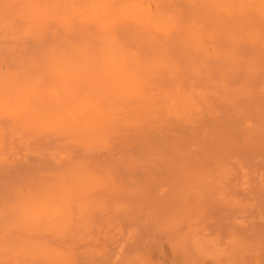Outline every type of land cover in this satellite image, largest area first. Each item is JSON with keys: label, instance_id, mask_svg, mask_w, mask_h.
Wrapping results in <instances>:
<instances>
[{"label": "bare ground", "instance_id": "bare-ground-1", "mask_svg": "<svg viewBox=\"0 0 264 264\" xmlns=\"http://www.w3.org/2000/svg\"><path fill=\"white\" fill-rule=\"evenodd\" d=\"M10 1L14 6L18 5L17 1L21 4L22 7L19 8L24 13L21 18L26 17L29 26L28 30L22 31L23 36H16L17 31L11 30L14 33L9 36L16 34L12 39L17 37L16 40L22 39L24 43L29 38L33 41L36 39L38 44L40 40L39 35L36 34L37 31H41L40 39L50 40V37H53L51 42L46 41L53 45L54 42L58 43H55L57 44L55 47L50 45L51 49L48 51L52 54L49 56L46 51L39 49L38 52L34 51L35 46L28 52L21 40L25 47L21 52L23 58L25 57L24 60H30H27L26 55L30 56L33 53L28 57L31 59L33 57L32 62L28 61L27 65L29 64V68L30 66L32 68V65L37 66L33 67L35 70L33 68L30 70L31 73L36 69L39 71L38 74L42 73L40 72L42 67L45 68L43 64L51 68L48 62L43 61L54 59V56H51L53 54L57 57L59 54L67 57V59L63 58V62L61 60L63 55L61 59L60 56L58 57L63 65L73 55L78 57L73 56V60L80 59L81 63L79 65L74 60L70 63L76 64L74 67L73 64L70 65L69 69L68 61V68L65 65L64 69H68L69 77L65 74V77L56 75L54 71L51 72L46 68L50 71V75L55 74H53L55 77L50 76L49 71L44 69L45 75L47 73L49 75L48 78L45 77L46 82L50 81L52 85L56 82L57 85V80L61 81L62 77L61 79H65L66 83L62 86L61 81L57 87L56 85L41 87L43 89L40 93L44 98L40 99L41 95L36 97H39L40 101L36 102V109L32 111L27 110V107L30 109L34 107L28 100V95L35 92L33 97L38 94L36 89L40 90L41 76L31 75L28 79L29 85L26 81V85L21 87L20 84L18 91L23 96L26 95L21 98L26 97L28 103L23 101L25 99L21 101L19 94L14 95L11 89H7L9 91L7 94L6 88H2L6 96L4 103L0 102L2 103L0 106L4 105L8 112L10 110L9 115L12 114L13 117V112L17 117V113L22 116L21 112H27L29 116L30 113L31 116L35 114L36 119H34L37 120L38 125H34L40 132H46L44 137L49 134V127L58 130V134L62 131L64 134H60L62 138L58 135L60 138L57 136L56 139L62 141L59 144L55 143L49 149L41 143L43 133L41 135L33 130L35 129L33 126V133L18 138V143L24 146V153L20 155L15 154L16 152L9 153L14 146L13 143H10V150L5 153L4 150L7 148L2 147L4 137H0V177L2 176L1 181L4 182L2 187L6 186L9 190L14 187L7 183L8 180L2 178L8 179V176L16 178L14 171L16 170V173L18 171L13 170L16 163H19V169H24V172L19 171L22 173L19 174L21 176L14 180L19 184L22 182L18 180L25 181L16 192L17 206L13 201L16 209L11 204L10 208L13 206V210H16L23 221L26 240H20L26 241L27 247L22 245L23 248L19 246L18 250L20 247L23 249L28 261L31 264H61L65 259L67 264H79L76 260L79 262L78 259L84 257L83 252L77 249L83 256L74 259L72 249L76 246L78 248L79 244L75 242L82 241L81 237L80 241L73 240L75 244L73 243L72 247L69 245L70 249L65 250L62 247L61 252L57 250L54 252L53 248L49 250L51 236L49 234H53V230L56 231L53 229L56 224L64 228L63 234L68 235L65 228L68 229L72 222L70 212L76 209L79 214L77 222L87 228V232L84 231L85 237L92 241L91 234L97 228L92 229L96 226H93L95 222L91 226L92 222L87 219L90 217L89 213L92 215L95 211L93 214L96 215L97 211V214L99 213L100 216L103 214V217L105 213L102 212L107 210L127 214L130 210L128 203L133 209L138 205L141 206L147 210V213H151L152 209L154 212L151 213L152 216L155 213L157 215L152 217L148 213L150 219H145V216L144 225H149L151 218L156 222L164 220L173 228L170 227L172 230L169 228L168 230H175L172 232L174 235L169 233V236L172 235V243L176 240V244H170L171 239L167 235L166 239L169 238L167 241L170 243L166 241V244L170 245H163L161 250L155 251L151 239L146 238L141 252L130 254L128 258L126 257L128 254H124L126 264H264V224L261 225L264 214L259 210L256 214L252 213L255 203L261 204L260 201L257 202L256 194L264 191L262 179L259 177L264 176V0H152L153 5L150 0H82L81 7L73 6L75 4L72 3L73 5H70L73 7L70 9H65L55 0H14L16 2L0 0V13L5 8L2 9V6ZM14 6L5 9L9 12ZM6 10L3 14H8ZM3 14L1 21L3 19L5 22ZM21 15L18 13L17 16ZM13 18L6 22L9 23L10 20L15 22ZM49 18H56L61 28L72 25V19L79 28L80 25H85L86 28L76 29L79 31V36L76 37L78 34L74 30L76 26H70L76 31L75 38L70 40L71 37H68L66 40L70 39L67 45H62L57 39L59 33L57 35L55 30L54 33L49 31L51 26ZM120 19H122L121 24L124 21V24L128 23L119 25ZM87 25L92 29L87 28ZM9 26L13 27V24ZM0 29V32L5 30L1 27ZM65 30L66 28L64 32L68 31ZM72 30L71 34H73ZM1 34L2 41L8 34ZM126 34L127 40L123 39ZM61 35L62 33L59 36ZM22 45L15 47L21 51ZM65 46H70L73 55L67 56L70 51H63ZM173 46H177L180 53L185 51L188 56L183 53L180 56L177 54V57L171 56L170 47ZM58 48L61 51H58ZM249 48L253 49V53L255 51V55H248ZM5 51L2 48L1 53L6 60L0 56V61L3 59L8 63L9 58L11 68L7 65V68H10L8 70L13 69L14 75L17 68L21 77L16 75V79H23V67L20 63L22 56H19L18 62L16 60L18 56L14 58L16 53L12 56L13 52ZM40 52L43 55H40ZM9 53H12L11 56ZM169 56L175 58L171 59ZM55 59L54 67L59 71L64 66L60 60H57L59 64L56 63ZM17 62L20 63L19 66L16 65ZM15 65L17 67L14 68ZM60 65L61 68H58ZM198 65L201 67L206 65L207 68L202 72V68L198 69ZM1 71L3 72V69ZM92 71L95 73L90 76ZM13 75L11 74L12 77ZM1 76L0 83L3 78L7 80L6 76H2V79ZM12 77L10 79L13 87H10L9 82L5 80L2 83L5 84L3 86L8 85L14 90L16 79ZM55 78L56 81L53 83ZM66 84L71 85L67 86L68 91L62 96V89ZM36 98L34 97L35 100ZM22 103H25L26 107ZM4 113L1 114L6 120L11 117L5 116ZM1 114L0 119L4 120ZM14 117L13 119L16 120ZM20 119L22 121V118ZM32 125L30 123L27 127L28 132H32ZM226 131L230 133L226 134ZM152 132L156 135L149 137ZM161 136L164 139L160 138ZM67 140L75 147L73 151L76 149L74 157L71 156L73 151L70 157L67 151L65 152L68 146L65 145V148L63 145ZM45 141L48 145L49 140ZM140 150H144L145 152H142L147 155L145 161L138 164L140 159L137 160V153L141 154ZM30 160L34 161L30 163ZM6 183L11 187L5 185ZM152 184H157V193ZM2 187L0 186L1 191ZM15 187L17 189V185ZM149 187L152 188L151 190L154 189L155 194L150 192ZM1 191V195L8 192V190L3 191L4 193ZM154 197L157 202H154L155 199L152 200ZM244 199L245 201L251 199L254 202L247 204ZM261 205L259 207L264 210ZM247 206H250L251 214H242L245 213ZM163 208L167 209L166 213L168 212L169 215L164 211L162 213ZM3 209L5 210L4 206ZM154 209H157L156 212ZM13 210L8 211L12 213ZM158 210H161V213L158 214ZM263 210L261 212L264 213ZM0 211V219L6 223L5 217L2 218V209ZM85 213L88 214L84 216L86 220H83L84 218L81 217L83 214L86 215ZM232 214L233 216L230 217ZM14 215L12 218L8 216L13 223ZM240 217L242 219H238ZM18 224L15 222L13 225ZM70 226L71 229L77 227L73 223ZM207 228L211 231L206 232ZM91 230L94 231L91 233ZM74 234L76 237V232L72 233ZM137 235L138 233L133 235L131 233L128 242L134 245L141 236ZM61 236L63 235L59 236L62 239ZM60 238L56 237V239ZM2 241L1 239L0 243ZM86 250L88 251V247ZM124 250L122 254L120 250L118 251L121 256ZM1 252L0 255L3 253L5 255V250ZM14 253L13 255L16 256Z\"/></svg>", "mask_w": 264, "mask_h": 264}, {"label": "rangeland", "instance_id": "rangeland-1", "mask_svg": "<svg viewBox=\"0 0 264 264\" xmlns=\"http://www.w3.org/2000/svg\"><path fill=\"white\" fill-rule=\"evenodd\" d=\"M14 1V0H13ZM55 1H58V2H60L61 4H62V6L65 8V9H70L71 7H73V6H82V4H83V1L81 0V1H78L77 2V0H72L73 2H71L70 0L68 1V0H55ZM151 1V3H152V5H153V2H152V0H150ZM14 2H16V1H14ZM17 3H18V5L16 4L15 6L14 5H11L12 4V1H10L9 3H6V4H4V6H2V9L5 7V8H7V9H9V6H14V8H11L12 10H10L9 12H10V14H9V12H7V10L4 8L3 9V11L0 13V27L1 28H4L5 30H2V32H0V36L2 35L1 33H3V34H8V35H6L7 37H10V39H8L7 37H6V39H3L2 41L0 40V56L1 57H3V58H5V56H4V54L2 55V53H1V50H2V48H3V51H7V50H9V51H11V52H13V54H12V56L16 53V55H14V58H15V56H18L17 57V61H18V59L21 57V61H23V63L20 61V63H21V67H23V79H21L20 78V80L18 79V81H20V82H22V83H20V82H18L17 81V79H16V75L17 76H19L18 75V71H19V73H20V70H18L17 68H16V71H15V73H14V75H13V69H11V71L10 70H8V69H10L11 67V65H10V59L8 58L7 59V61L9 60V62L8 63H6L3 59V61L1 60L0 62H1V68L3 69V72L1 71V75L2 76H6L7 77V80L5 79V78H3L1 75V79L3 78L5 81H7V82H9V86L10 87H13V85H12V80L10 79L12 76H11V74L13 75V79H16V83L13 81V83H15L14 84V90L12 89V88H9V86L7 85V86H3V84L4 83H2L3 81H1V83H0V102L2 101H5V96H6V92H7V94H9V91L7 90V89H11L12 91H14L13 93H14V95H18L20 98L21 97H24V96H26V95H22V94H20V92L18 91V89L20 88V84H22L21 85V87L23 86V85H26V83H27V85H29V82L30 81H28V79H29V77L31 76V75H34V77L36 76V75H39V76H41V78L40 79H42L41 81H40V83H39V86H40V90L38 91V89H36L37 91L36 92H38V94L36 95V96H33L32 97V95H35L36 93L34 92V94H30V95H28V100H30L31 101V104L32 105H34V107H32L31 109H30V107H27L28 109L27 110H33L34 108H35V104H37L39 101H40V99H42V98H44V96H42L43 94H41L40 92H41V90L44 88V87H46V86H49V85H51V87H54L55 85H56V78L55 79H53V83L55 84V85H52L51 84V82L49 83V82H46L47 80V76H49L50 75V71L49 70H51V72H53L54 71V73L56 74V75H61L62 77H65L66 75H67V73H68V69H64L65 68V65H66V68H68V66H67V63H68V61H69V63L70 62H74V60H76V58L73 60V58L74 57H77V56H75V55H73L72 53H74L73 52V50L70 48V46H65L62 50L63 51H70V53H67V56H68V54H69V56H71V54L74 56H72V58L71 57H69V60H67V62L65 63V65H63V60L64 59H67V57L65 58L64 57V55L63 54H59V56H60V59H61V55H63V57H62V62H61V60L57 57V55H51V56H54V59L57 57V59H55L56 60V63H58L59 64V62L57 61V60H60V63H62V65L64 66L63 68H61V65L60 66H58V68L60 67L61 69H59V71H57L58 69H56L55 70V67H54V63H53V60L54 59H51V60H49V61H43L44 63H47L48 62V65H51V68L49 67V68H47L45 65L46 64H43V66L45 67L44 69H49V70H47L46 69V71L49 73V75H48V73L45 75V73H44V69H43V67H42V71H40V72H42V73H40V74H38V72L39 71H37L38 69H36V71H33L32 73L30 72V70L33 68V67H37L36 65H32V63H31V65H32V68H31V66H30V68H29V64L27 65V63H28V61H29V63H30V61L33 59V57H32V59L31 58H28V57H31V55H33V53L32 52H34V51H37L38 49H39V51L41 50H43V51H46V54L47 55H49V54H52V53H49V49H51L50 48V45L52 44H50V42H51V40H53L52 38L53 37H50L51 39L49 40L48 38L47 39H40V37H41V31H37V34L36 35H39L38 36V39L40 40V42H42V43H40L39 41H37V43L38 44H36V39H34L35 41H33V39H30L29 38V40L28 41H26V43H24L25 41H23L22 39H20V40H16L17 39V37H16V39H12V37H15V35L16 36H20V35H22L23 36V34H24V32H22L23 30L24 31H26V30H28L27 28L29 27L28 26V21H26L27 19H25V18H21V17H23V15H24V13L20 10L21 8H19V7H22V6H20L21 4H19V2L17 1ZM72 3H74L75 5H73ZM70 4H72V5H70ZM6 5V6H5ZM0 6H1V4H0ZM1 8V7H0ZM19 8V11H21V12H19L17 9ZM5 10H6V12L8 13V14H3V13H5ZM15 10H17V11H15ZM151 10H154V9H151ZM15 11V12H14ZM11 12L13 13L14 12V14H16V16L18 15V13H20V15L21 16H17L18 17V19H17V17L14 15V14H11ZM2 14L5 16V18H4V21L5 22H3V19H2V21H1V18H3V17H1L2 16ZM16 18H15V17ZM15 18V22H13L14 20H10V22L8 23V22H6V21H8V19H10V18ZM13 18V19H14ZM19 18H20V20L22 21V22H19L20 20H19ZM25 19V20H24ZM55 19V20H54ZM18 20V21H17ZM54 21H56V22H54ZM119 21V25H126V23H128V22H126L125 24H124V22H123V24H121V21H122V19H120V20H118ZM117 21V22H118ZM26 22V23H25ZM8 23V24H7ZM49 23H50V25L51 26H49V31L50 32H53L54 33V30L57 32H55L57 35H58V33H59V35L62 33V35H61V37L58 35V37L57 36H55V37H57V39H58V42L60 41L61 43H62V45H67L66 43H67V41L70 39H68V40H66L68 37H71V39L70 40H72L73 39V37L75 38V34H76V31H77V33L79 32L78 30H76V29H78L79 28V25L78 24H76V21L74 20L73 21V19H72V22L71 23H73L72 25H69L68 27H66V26H64L65 28H66V30L65 31H67V32H69L68 33V36L66 35L67 34V32H64V29L65 28H61V27H59L58 26V24H57V20H56V18H49ZM48 23V24H49ZM55 23V24H54ZM13 24V27L12 26H9V25H12ZM52 24H54V25H52ZM8 25V26H7ZM27 27H26V26ZM56 25V26H55ZM70 26H76V28L74 29L73 27H71L70 28ZM85 25H83V26H81L80 25V30H85V28L86 27H84ZM121 26V27H122ZM116 27V26H115ZM56 28V29H55ZM81 28H83V29H81ZM87 28H91L89 25H87ZM14 29V30H13ZM39 29V28H38ZM72 29H74V30H76V31H73ZM89 29H87V30H89ZM92 29V28H91ZM1 30V29H0ZM11 30H13V31H17L16 32V34H14L13 36H9V35H12L14 32L12 31L11 32ZM35 30H37V29H35ZM40 30V29H39ZM53 30V31H52ZM70 30V31H69ZM71 30H72V32H73V34H71L70 32H71ZM4 31V32H3ZM61 31V32H60ZM84 32H86V33H88V31H84ZM91 32V31H90ZM40 33V34H39ZM75 33V34H74ZM79 36V33L77 34V36L76 37H78ZM63 37H65V39L63 38ZM122 37V36H121ZM125 37H127V34L125 35V36H123V39H126ZM13 40V43H12V40ZM55 39V38H54ZM57 39H55L56 41H57ZM122 39V40H123ZM128 39V38H127ZM126 39V40H127ZM4 40H6V41H4ZM11 40V41H10ZM23 41V43H24V45L26 46V49H27V51L28 50H30V49H32L34 46V48H33V50L34 51H32V52H30V53H32L30 56H27L26 55V58H27V60L28 59H30V60H28V61H25L24 60V58H23V54H21V52L23 51V50H25V47H24V45H22L23 43H22V41ZM46 40H49L50 42H47ZM49 43V44H48ZM55 43H57V42H54V45L52 44V47L54 46H57V44L55 45ZM46 44V45H45ZM10 45H11V47H10ZM20 45H22L21 46V51H20V49H18V48H16L17 46L18 47H20ZM29 45V46H28ZM44 47H42V46ZM60 45V47H63L61 44H59ZM16 46V47H15ZM5 48V49H4ZM6 48H8V49H6ZM10 48H11V50H10ZM22 48H24L23 50H22ZM171 49H170V53H171V56H176L177 57V54L180 56L181 55V53H183V54H186V56H188V54L187 53H185V51H183V52H181L180 53V50L178 49V47L177 46H173V47H170ZM18 49V50H17ZM18 52H17V51ZM58 51H61L59 48L57 49ZM85 50H87V49H85ZM179 50V51H178ZM250 50V51H249ZM253 49H248V55H255V51H254V53H253V51H252ZM255 50V49H254ZM5 51V52H6ZM20 51V52H19ZM31 51V50H30ZM51 51V50H50ZM57 51V52H58ZM68 51V52H69ZM88 51V50H87ZM90 51V50H89ZM29 52V51H28ZM38 52V51H37ZM52 52V51H51ZM56 52V51H55ZM54 52V53H55ZM86 52V51H85ZM250 52H251V54H250ZM257 52V51H256ZM4 53V52H3ZM7 53H8V51H7ZM17 53H18V55H17ZM19 53H20V55H19ZM26 53V52H25ZM24 53V54H25ZM58 53H63V52H58ZM57 53V54H58ZM90 53V52H89ZM253 53V54H252ZM259 53V52H258ZM257 53V54H258ZM10 54V53H9ZM11 54H10V56H11ZM36 54V53H35ZM39 53H37V55H38ZM44 54H45V52H44ZM45 54V55H46ZM192 54V53H191ZM197 54V53H196ZM262 54V53H261ZM5 55H6V53H5ZM28 55H29V53H28ZM40 55H43V54H41V52H40ZM86 55H88V52H87V54ZM217 55V54H216ZM260 55V53L258 54V56ZM9 56V55H8ZM20 56V57H19ZM50 56V55H49ZM56 56V57H55ZM171 56H169V57H171ZM195 56V55H194ZM37 57L38 56H36V58L35 59H37ZM39 57H42V56H39ZM11 58V57H10ZM13 58V57H12ZM11 58V59H12ZM42 58H44V57H42ZM53 58V57H52ZM64 58V59H63ZM71 58V59H70ZM78 58V57H77ZM175 58V57H174ZM173 57H171V59H174ZM1 59V58H0ZM39 59V58H38ZM5 60H6V58H5ZM15 60V61H16ZM44 60V59H43ZM13 61V60H12ZM18 61V62H19ZM33 61H36V60H33ZM39 61V60H38ZM40 61H42V59L40 60ZM17 62V66H19V64L20 63H18ZM32 62V61H31ZM55 62V61H54ZM65 62V61H64ZM75 62H77V64H81L80 63V59H79V61L78 60H76ZM11 63H13V62H11ZM34 63H37V62H34ZM33 63V64H34ZM68 63V64H69ZM4 64V65H3ZM38 64V63H37ZM73 64V63H72ZM72 64L70 63L69 64V69L71 68L70 67V65L72 66ZM74 64H76V63H74ZM74 64H73V66L72 67H74ZM200 64V63H199ZM7 65H8V67H10V68H7ZM10 65V66H9ZM14 66V68L15 67H17V66ZM47 65V66H48ZM201 65H203V64H201ZM42 66V65H41ZM78 66V65H77ZM39 67V66H38ZM52 67L54 68L53 70H52ZM200 67L201 66H199L198 65V69H200ZM203 67H205V68H203ZM203 67H201L202 69V72H204L205 70H206V65H204ZM34 69V68H33ZM39 69H40V67H39ZM65 71H64V70ZM6 70V71H5ZM15 70V69H14ZM25 70V71H24ZM35 70V69H34ZM41 70V69H40ZM8 71H10V73L8 72ZM58 73H56V72ZM9 73L8 75L6 74V75H3L4 73ZM25 72V73H24ZM17 73V74H16ZM54 73H51V75L52 76H54L55 74ZM95 73V71H92V72H90V76H92L93 74ZM21 74V73H20ZM44 74V75H43ZM54 74V75H53ZM64 74H65V76H64ZM9 75L11 76V77H9ZM50 75V76H51ZM206 75V74H205ZM38 76V77H39ZM61 76H59V78L61 77ZM19 77H21V76H19ZM45 77H47V78H45ZM55 77V76H54ZM61 77V78H62ZM67 77H69L68 75H67ZM66 77V78H67ZM8 78H9V80H11V81H9L8 80ZM51 77H49V79H50ZM60 78V80L62 81H58L57 80V85H56V87L57 86H59V82H61V84L60 85H65V83H66V80L65 79H61ZM52 79V78H51ZM22 80V81H21ZM25 81H26V83H25ZM68 81V80H67ZM88 81H89V79H88ZM64 82V83H63ZM6 83V82H5ZM5 85V84H4ZM69 85H71V84H69ZM69 85H67L66 84V90H65V87L62 89L63 90V95H62V90L60 91L61 92V95L62 96H64V95H66V93H67V91H68V88H67V86H69ZM38 86V87H39ZM4 87V89L6 88V92L4 93V91H3V88ZM41 87H43L42 89H41ZM61 87V86H60ZM61 89V88H60ZM65 90V91H64ZM3 91V92H2ZM40 96V99L38 100V98H36L37 96ZM17 96V97H18ZM15 97V96H14ZM34 97L36 98V100L34 99ZM2 98V99H1ZM15 99H17V98H15ZM19 99V98H18ZM17 99V100H18ZM22 99H25V100H23L24 102L26 101V97L25 98H21L20 100L22 101ZM34 99V100H33ZM28 100L26 101L27 103H28ZM33 100V101H32ZM30 101H29V103H30ZM37 102V103H36ZM4 103V102H3ZM34 103V104H33ZM0 104H2V103H0ZM23 104V103H22ZM24 106L26 105L25 103L23 104ZM28 106H31V105H28ZM1 108L0 109H2L3 110V112H1V113H4V115L5 116H7V115H9L10 114V110H9V112H8V110H7V108H4V105L2 106H0ZM26 107V106H25ZM25 109V108H24ZM36 109V108H35ZM30 111V112H31ZM19 112H21V111H19ZM25 112H26V110H25ZM0 113V114H1ZM24 113V112H23ZM22 112H21V114H22V116L21 115H19L18 113H17V115H18V117L16 116V115H14V112H13V117L16 119V120H14L13 119V117L11 116V115H9V116H11V117H8L7 118V120H6V117H4L3 116V114H1V117L3 116L4 117V120L3 119H0L1 121H0V128H3V129H0V134L2 135V136H0V137H4L3 139V142H4V144H3V142H1V145H2V147H4V149L5 148H7V149H5L4 150V152L5 153H7V151H9L10 149V147L9 146H11V144L12 145H14L12 148H11V150L9 151V153L10 152H12V153H15V154H17V155H20L21 153L23 154L24 153V150H23V144L22 143H18V141H19V139L20 138H24V137H26L25 135L27 134V135H29V134H31V133H33V130H36V132H39V133H41V135H42V133H43V138H42V140H41V143H43L44 145H45V147H49V149H51V147H53V145L55 144V143H58L59 144V142H61L62 140H60L59 139V141L57 140L58 139V135H60V134H63L62 132L60 133V134H58L59 132H57L58 130H56V129H52L51 127H49V134L47 135V137L45 136L44 137V135H46L45 133V131H42V132H40V130L39 129H37L38 127L36 126V125H38V124H36L37 123V120L35 121V114H32L33 116H31V113H30V116H29V114L26 112V113H24L23 114ZM20 116V117H19ZM149 116V120H150V115H148ZM23 117H24V119H23ZM61 117H63V115H61ZM10 118H12V120H9ZM18 118V119H17ZM20 118H22V121H21V119ZM35 118V119H34ZM28 119V120H27ZM14 120V121H13ZM32 121V120H34L33 122H27V121ZM16 121V122H15ZM27 123H26V122ZM18 122V123H17ZM21 122H22V124H21ZM64 122L66 123V120H65V118H64ZM26 123V125H24ZM30 123H32L33 125L31 126V131L32 132H28L27 131V127H29V124ZM214 123V122H213ZM34 124H36V125H34ZM8 125H10V126H8ZM14 125V126H13ZM15 125H17V127L15 126ZM24 126V128L26 127V130H24L23 131V127L22 126ZM2 126V127H1ZM21 126V127H20ZM33 126H35V129H33L32 130V127ZM8 127V128H7ZM51 128V129H50ZM9 129V130H8ZM16 129V130H15ZM11 130V131H10ZM12 132V133H11ZM45 132V133H44ZM52 132V133H51ZM139 132V131H138ZM247 132V131H246ZM18 133V134H17ZM23 133V134H22ZM226 134H229L230 132H225ZM240 134H242L241 132H239ZM14 134V135H13ZM4 135V136H3ZM64 135V134H63ZM156 135V133H154V132H152L151 134H149V137H152V136H155ZM24 136V137H23ZM58 136V137H57ZM61 136V135H60ZM49 137V138H48ZM169 136H165V138H168ZM19 138V139H18ZM57 138V139H56ZM60 138V137H59ZM61 138H62V136H61ZM160 138H162V139H164V137H160ZM170 138V137H169ZM12 139H14V141H12ZM57 140V141H53V140ZM45 140H49V144L47 145V142L45 141ZM69 140V139H68ZM66 141L65 143H64V147L66 148V146L65 145H67L68 147L66 148V150H65V152L67 151V154L69 155V157H70V154H72V152L71 151H73V148H75L74 146H73V144L71 143V142H69V141ZM153 140H154V138H153ZM156 140V139H155ZM0 141H1V139H0ZM45 142V143H44ZM68 142V143H67ZM11 143V144H10ZM22 146V147H21ZM160 147H163L162 145H160ZM75 151H76V149L73 151V154L71 155V156H73V155H75ZM142 151H144V150H140V152H141V154L140 153H137V160L138 159H140L137 163L138 164H140L142 161L144 162L145 161V159H146V155H147V153L145 154L144 152H142ZM139 152V151H138ZM138 154H140V156L138 157ZM19 157V156H18ZM21 157H22V155H21ZM74 157V156H73ZM145 158V159H144ZM32 161H34V160H30V163L32 162ZM35 162H37V161H35ZM19 163H16L15 164V167H13V170H15V169H17V171L19 172V171H21L22 170V172H24V169H22V168H20L19 169ZM19 169V170H18ZM16 171V170H15ZM14 171V177H16L17 179L21 176H19V174H22V173H16ZM16 173V174H15ZM25 174V173H24ZM19 176V177H18ZM2 177V176H1ZM1 177H0V181H1ZM9 178L7 179V177H4V178H2V180L3 179H5L6 181H7V183L8 184H10L11 186H14L13 188L11 187L10 189L11 190H9V188H7L5 185H7V183L4 185L5 187H6V189L8 190V192L6 193V194H0V203H2V207H0L1 209H2V218L3 217H5L4 219L5 220H7L6 221V223H5V221L3 220V219H0V235L2 236V243H0V249H3V248H5V249H3V250H1V251H3L4 252V250H5V255H4V253L2 254V255H0V264H31L29 261H28V258H27V256L25 257L24 256V251H23V246H25V247H27L26 245H27V242L25 241H21V240H26V238H25V236H26V233H25V229H23V221H22V219L20 218V215L16 212V210H13L14 208H13V206L15 207V205L17 206V202H16V192L20 189L19 187H21L22 185H23V183L25 182H23V181H20V180H18L19 182H22L21 184H19V183H16V181H14L15 179H13V177H10V176H8ZM23 177H25V176H23ZM22 177V179H24ZM29 177V176H28ZM135 177H138V176H135ZM239 177V176H238ZM259 177H261V179H262V184L264 185V176H259ZM9 179L11 180V181H9ZM21 179V178H20ZM21 179V180H22ZM27 179V178H26ZM28 180H29V178H28ZM27 180V181H28ZM26 181V182H27ZM1 187L3 186V183L4 182H2L1 181ZM158 184H160V183H158ZM15 185H17V189H15L16 187H15ZM19 185V186H18ZM152 185H154V186H152ZM152 185H150V186H152V187H155L153 190L155 191V193H157L156 191H158V189H157V187L158 186H156L157 184H152ZM8 186V185H7ZM8 186V187H9ZM162 186V185H161ZM5 187H2L3 189H2V191H1V189H0V191H1V193H4L3 191H5ZM14 189L16 190V191H14ZM149 189H150V187H149ZM152 189V188H151ZM150 189V190H151ZM157 189V190H156ZM6 190V191H7ZM153 190H151L150 192H153ZM5 191V192H6ZM148 192V191H147ZM149 192V193H150ZM154 192H153V194H155ZM7 196V197H6ZM155 196V195H154ZM256 196H257V202L258 201H260L261 202V204H264V191H261L260 193H257L256 194ZM3 198V199H2ZM8 198V199H7ZM154 199H155V201H154ZM5 202H4V201ZM154 202H157V200H156V198L154 197L153 199H152ZM3 201V202H2ZM13 201H14V204L15 205H13ZM244 201H245V199H244ZM245 202H247V204H253V202L254 201H251V199H249L248 201H245ZM4 203V204H3ZM5 203H7V204H5ZM9 203V204H8ZM13 205L12 206V208H10V206L11 205ZM261 204H256L255 203V207H254V212L252 211V213H254V214H256V212H258V210L260 211V213L261 214H264L263 212H261L263 209H261L259 206L261 205ZM6 205V206H5ZM127 205L129 206V211H131V212H127V214L125 213V214H120V213H117V212H114V211H112V210H110V212H109V210H107L106 212H107V215H106V212H102V213H105V217H103L104 215L100 212V214H102L101 216L99 215V213L97 214V211H96V215H94L93 213L95 212H92V215H90L91 213H89V216L91 217V219H92V221H91V219H90V217H88L87 219H89V221L90 222H92L91 223V226H92V224H93V222H95V224H93V226H96V227H91L92 229H96L97 228V230L95 231V232H93V234H91V237H92V241H90L88 238H86L85 237V233H84V231L85 232H87L86 230H87V228L86 227H84V226H81L78 222H77V219H78V217H79V214L77 213V210L75 209V210H72L73 212H70V213H72L71 215H72V217H71V219H72V222H71V224L73 223L74 224V226H77V227H73L72 229H71V224L69 225L70 226V228H69V226H68V229L67 228H65V231L68 233V235L66 234V233H64V234H66L65 236H64V234H63V230L62 229H64V228H61L60 226H58L57 224H56V226L53 228V229H56V231L55 230H53V234H49V250H53L54 252L57 250V251H59V252H61L62 251V247L63 248H65V250H66V248H68V249H70V247H72V245H73V243H74V241L73 240H78V241H80V237L82 238L81 240L82 241H80L79 243L78 242H75L76 244H79L78 245V248H77V246L74 248V249H72V253H73V255L75 256H73V258L75 259L76 257V259H78V257L80 258V257H82L83 255H84V257H82V258H80V259H78L79 260V262L76 260V263H79V264H126V259H124V254L125 253H127L128 255L126 256L127 258L129 257V255L130 254H135V252L136 253H139V252H141L142 251V249H143V246H144V241L146 240V238H147V240L148 239H151V245H152V247L154 248V250L155 251H158V250H161V247H164L165 245L167 246V245H170V244H176V240L174 241V243H172V235H170L169 236V233H172V232H174V231H170V230H168V228L169 229H171L172 227L171 226H168L167 224H166V222H164V220H163V222L161 221V222H156V220H154V218H151L152 220H149V225H144V223H143V221L145 220V219H150V217H149V215L152 213H154L153 212V210L151 209L150 211H152L151 213L150 212H148V213H150L149 215H148V213H147V210L146 209H144V208H142L141 206V208L139 207V205H138V207L137 208H132V207H130V205L127 203ZM126 205V206H127ZM3 206H4V208H5V210L3 209ZM136 206V205H135ZM256 206H258V207H256ZM261 207H263L264 208V205L262 206L261 205ZM7 208V209H6ZM0 209V210H1ZM9 209H11V210H13L12 211V213L11 212H9L8 210ZM15 209H16V207H15ZM157 210V209H156ZM156 210L154 209V211L156 212ZM167 210V209H166ZM166 210H165V208H163L162 209V213H163V211L165 212V214L166 215H169L168 214V212L166 213ZM249 210H250V206H247L246 207V209H245V213H242V214H246V215H249V214H247V213H250L251 214V211L249 212ZM257 210V211H256ZM121 211V210H120ZM149 211V210H148ZM159 212H158V214L159 213H161L160 211L161 210H158ZM247 211V212H246ZM264 211V210H263ZM1 212V211H0ZM134 212H136V213H134ZM142 212V213H141ZM146 213V214H145ZM15 214V215H14ZM86 214V213H85ZM88 214V213H87ZM87 214L86 215H82V217L81 218H84L83 220H86V216H87ZM135 214V215H134ZM142 214V215H141ZM152 214H151V216H152ZM241 214V215H242ZM254 214H253V216H254ZM12 215H14L13 216V221H14V223L15 222H17V224L19 223V224H21V226L19 225V227H15L14 228V226H18V225H13L14 223L13 222H11L12 220H11V218H12ZM99 215V216H98ZM118 216L117 218H116V216ZM137 215V216H136ZM139 215V216H138ZM154 215H157L156 213L154 214ZM153 215V216H154ZM161 215V214H160ZM159 215V216H160ZM7 216V217H6ZM8 216H11V218H9ZM85 216V217H84ZM93 216H95V217H93ZM128 216V217H127ZM145 216H146V218H145ZM152 216V217H153ZM233 216V214L230 216V217H232ZM245 216V215H244ZM244 216H242V217H244ZM137 217V218H136ZM148 217V218H147ZM167 217H169V216H167ZM242 217H240V218H238V219H242ZM248 217V216H247ZM255 217V216H254ZM0 218H1V213H0ZM95 218V219H94ZM104 218V219H103ZM106 218V219H105ZM111 218V219H110ZM119 218V219H118ZM122 218V219H121ZM141 218V219H140ZM145 218V219H144ZM262 218L264 219V216H262ZM76 219V220H75ZM97 219V220H96ZM131 219V220H130ZM16 220V221H15ZM95 220V221H94ZM120 220H122L123 222L121 223V221ZM109 221V222H108ZM97 222V223H96ZM239 222H241L240 220H239ZM264 222V221H263ZM263 222H261L262 224L261 225H263L264 223ZM13 223V224H12ZM77 223H78V225H77ZM106 223V224H105ZM132 223V224H131ZM259 223V222H258ZM257 223V224H258ZM104 224V225H103ZM159 224V225H158ZM256 224V223H255ZM260 224V223H259ZM108 225H109V227H108ZM135 225V226H134ZM145 226V228H144V226ZM13 226V227H12ZM83 227V229L81 228V227ZM153 226V227H152ZM175 226V225H174ZM173 226V227H174ZM186 226V225H185ZM260 226V225H259ZM11 227V228H10ZM58 227H60V228H58ZM80 227V228H79ZM134 227V228H133ZM166 227H167V229H166ZM171 227V228H170ZM85 228V229H84ZM90 228V229H91ZM112 228V229H111ZM155 230H154V229ZM160 228V229H159ZM258 228V227H257ZM262 228V227H261ZM264 228V227H263ZM12 229V230H11ZM14 229V230H13ZM21 229V230H20ZM118 229V230H117ZM138 229V230H137ZM173 229V228H172ZM171 229V230H172ZM176 229V228H175ZM258 229H260V227L258 228ZM257 229V230H258ZM6 230H7V233H6ZM18 230V231H17ZM68 230V231H67ZM72 230V231H71ZM80 230H81V233H79L80 232ZM94 230H91V233H92V231H94ZM165 230V231H164ZM206 230H208V231H206V232H210L211 231V229H206ZM262 231H263V229H261ZM261 230H259L260 232H261ZM6 233H4V232ZM162 231V232H161ZM167 231V232H166ZM10 234H9V233ZM58 232V233H57ZM75 233L76 232V237H75V234L74 235H72V233ZM119 232V233H118ZM128 232V233H127ZM129 232H131L132 233V235H133V233H135V234H137L138 233V235L140 234L141 236L139 237V238H137V239H139V240H137V241H135V244L134 245H132V244H130L128 241H129V238H128V236L131 234V233H129ZM159 232V233H158ZM264 232V231H263ZM16 235H15V234ZM50 233H52V232H50ZM9 234V235H8ZM17 234H18V236H17ZM22 234V235H21ZM25 234V235H24ZM63 235V236H61L62 237V239L59 237L60 235ZM81 234V235H80ZM84 234V236H82ZM129 234V235H128ZM163 234V235H162ZM173 235H174V233H172ZM210 234V233H209ZM15 235V236H14ZM53 235H54V237H53ZM56 235V236H55ZM137 235V236H138ZM143 235V236H142ZM167 235H168V237H170V239H171V243H170V241L168 242L167 240H169V238H167L166 239V237H167ZM0 236V237H1ZM5 236V237H4ZM13 237H15V238H13ZM18 237V238H17ZM56 237H58V238H60V239H56ZM83 237H85V238H83ZM142 237V238H141ZM144 237V238H143ZM149 237V238H148ZM160 237H161V239H160ZM5 238V239H4ZM65 238V239H64ZM71 238V239H70ZM1 239H0V242H1ZM18 239V240H17ZM21 239V240H20ZM88 239V240H87ZM157 239V240H156ZM165 239V240H164ZM60 240V241H59ZM153 240V241H152ZM54 241V242H53ZM164 241H165V244H163L164 243ZM166 241L168 242V243H170V244H166ZM13 242V243H12ZM25 244H24V243ZM68 242V243H67ZM155 242V243H154ZM23 243V244H22ZM74 243V244H75ZM88 243V244H87ZM141 243H143L142 245H141ZM162 243V244H161ZM85 244H87V245H85ZM110 244V245H109ZM121 244V245H120ZM124 244V245H123ZM128 244H130V245H128ZM150 244V243H149ZM162 246H161V245ZM5 246V247H2L1 248V246ZM9 245V246H8ZM23 245V246H22ZM54 245V246H53ZM57 245V246H56ZM69 245H71L70 247H69ZM118 245V246H117ZM164 245V246H163ZM19 246H21L20 247V251L18 250V248H19ZM74 246V245H73ZM189 245H187V247H188ZM9 247V248H8ZM88 247V251L86 250V248ZM102 247V248H101ZM121 247H123L122 249H121ZM53 248V249H52ZM124 248H125V250H124ZM188 248H190V246L188 247ZM187 248V249H188ZM11 249V250H10ZM17 249V251L19 252H15V250ZM22 249V250H21ZM79 250V252L81 251V252H83V255H82V253H78V250ZM81 249V250H80ZM93 251H92V250ZM6 250H8V251H6ZM95 250H98V251H96L95 252ZM120 250V251H119ZM122 250H124V252H123V256H121V252H122ZM0 251V253H2ZM22 251V252H21ZM77 252V253H75L74 254V252ZM91 252V254H90V252ZM106 251V252H105ZM121 253H119V252ZM189 251V250H188ZM16 254H15V253ZM65 251H63V253H64ZM134 252V253H133ZM13 253L16 255V256H14L13 255ZM8 254V255H7ZM10 254V255H9ZM103 254V255H102ZM119 254V255H118ZM13 255V256H12ZM7 256H10V258H7ZM12 256V257H11ZM87 258H86V257ZM104 256V257H103ZM117 256V257H116ZM5 257V258H4ZM25 257V258H24ZM115 257V258H114ZM263 257V256H262ZM4 258V259H3ZM12 258V260H10ZM13 258H15V259H13ZM18 258V259H17ZM27 258V259H26ZM264 258V257H263ZM8 259V260H7ZM83 259H84V261H83ZM123 259V260H122ZM3 260V261H2ZM4 260H6V261H4ZM23 262H22V261ZM87 260V261H86ZM114 260V261H113ZM2 261V262H1ZM7 261H8V263H7ZM13 261V262H12ZM18 261V262H17ZM21 261V262H20ZM75 261V260H74ZM20 262V263H19ZM86 262V263H85ZM125 262V263H124ZM75 263V262H74ZM61 264H67V263H65V259L62 261V263ZM73 264V263H72Z\"/></svg>", "mask_w": 264, "mask_h": 264}]
</instances>
